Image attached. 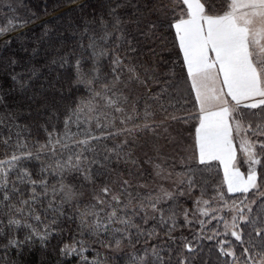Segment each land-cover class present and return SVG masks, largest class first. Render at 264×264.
I'll list each match as a JSON object with an SVG mask.
<instances>
[{
	"label": "snow or ice",
	"instance_id": "6c2138e0",
	"mask_svg": "<svg viewBox=\"0 0 264 264\" xmlns=\"http://www.w3.org/2000/svg\"><path fill=\"white\" fill-rule=\"evenodd\" d=\"M16 7L13 0H0V8ZM28 22L13 15L0 25V36ZM129 25H134V32ZM165 25L169 33L174 31L182 59L180 83L194 97L195 113L183 121L194 122L197 166L189 165L173 179L161 163L148 157L145 163L152 165L154 177L173 185L149 188L144 174L133 171L139 161L133 158L129 138L153 131L149 101L166 111L163 100L178 87L161 78L145 55V49L155 54L150 42ZM11 43L5 40L4 49ZM18 43L26 59L12 51L0 52V77L10 81L6 89L0 83V92L20 97L10 113L13 121L25 111L47 117L43 130L48 138L31 146L27 138L21 143L20 125L13 124L17 143L11 155L6 152L0 160V237L5 240L0 242V264H21L25 250L32 251L37 243L47 250L68 208H74L75 215L67 219L78 221L82 237L87 234L114 252L132 249L125 253V264H196L204 241L212 243L217 258H223L221 264H264V0H170L169 7L160 10L151 0H98L91 15L45 27L31 48L27 38ZM85 53L90 59L87 69ZM105 59L108 74L101 70ZM65 86L70 93L83 91L87 96L66 97ZM141 88L146 97L144 119L137 122L139 100L131 93ZM99 100L118 117L110 119ZM129 102L131 111H126L123 105ZM61 115L63 134L55 128ZM93 122L96 131L91 129ZM73 125L76 132L71 131ZM33 126L25 124L29 130ZM121 136L124 139L116 143ZM11 139L10 134L4 140L6 149ZM153 151L160 156L158 146L153 145ZM32 160L40 162L38 179L26 167ZM121 162L130 165L127 172L119 167ZM244 165L246 171L241 170ZM215 166L218 184L211 176ZM49 176L55 183L50 185ZM86 191L90 200L83 202ZM185 196L195 197L190 208L181 207ZM45 200L47 207L41 213L36 204ZM194 225L198 228L191 239L182 232L175 235ZM161 233L164 243L147 244ZM73 240L60 248V256L77 254L89 264L83 257L84 240ZM142 241L144 247L137 250Z\"/></svg>",
	"mask_w": 264,
	"mask_h": 264
},
{
	"label": "trees",
	"instance_id": "16d2710c",
	"mask_svg": "<svg viewBox=\"0 0 264 264\" xmlns=\"http://www.w3.org/2000/svg\"><path fill=\"white\" fill-rule=\"evenodd\" d=\"M17 5L16 9L9 11L4 8H0V25L6 24V18L12 17L13 15L27 19L29 22L23 27L18 28L16 31L10 32L7 36H0V52L12 51L15 52L17 56L25 58L26 55L19 50L18 41L27 38L29 47H32V42L39 39L44 31L45 27L52 28L59 26L63 23H66L70 19H78L82 14L91 15L93 8L98 6V0H76L75 3H69L68 0H13ZM153 4L156 5L157 10H160L162 7H169L170 0H151ZM219 2V0H217ZM80 5H83V10ZM9 17V18H10ZM20 32H17L21 30ZM130 31H135L134 25H129ZM11 40V48L4 49V41ZM151 46L155 49V54L147 52L145 49V55L147 56V62L151 65L152 69L164 79L176 82L178 87L170 90V99L165 97L163 100L164 106L167 109L166 111H161L159 105L152 104L151 111L154 113V118H150L149 123L154 126L153 131L143 132L140 131L138 136L129 138V142L133 145L132 151L134 153V159L139 161L137 168L133 169L135 172H142L144 174V179L149 180V188L154 183L156 179L153 175V167L149 163H145L148 157H152L154 162H159L164 166L166 174L171 172L174 178H177L176 174H183L187 171L189 165L196 167V163L187 161L191 150L194 149V134L195 129L192 126L194 122L190 121L185 123L183 118L189 117L195 113L194 108V97L188 95V92L185 90V85L180 83L181 75V64L182 59L178 58V45L175 43V34L174 31L169 33L167 26L165 25L164 29H161L156 33V39L153 42H150ZM37 65L41 64V60L36 61ZM90 66V59L88 53L84 54V67L87 69ZM101 70L102 73H110V66L108 60H101ZM47 73V69H44ZM53 76H56L57 73L53 72ZM0 83L3 84L4 88L10 87V81L7 77H0ZM97 88H100V85L97 84ZM122 88V86H121ZM155 89V86H154ZM125 94L127 90H124ZM59 95V93L57 94ZM64 96L72 95L78 97L80 95L87 96L86 92H69L68 88L65 86L63 91ZM132 96L136 97L139 100V111L136 114L138 116L137 122L143 121L144 119V108H145V99L144 90L138 89L137 91L131 93ZM20 97L17 94H8L6 92H0V160L6 158L7 155H11V148L15 147L17 143L16 132L17 128L13 127V124H19L20 128V142L24 143L25 138H27V143L29 146L39 141L44 143L48 134L43 130V122L47 117H37L35 112L31 116L28 115L27 111L21 113L19 118L13 121L10 118V113L19 106ZM101 109L104 112L110 114V119L113 115L118 117V114L114 113V109L104 107L105 101H98ZM126 111H131V102L123 105ZM172 116H176L177 119H171ZM64 116L61 115L59 121L55 122V128L60 133L63 134ZM38 122L40 127L37 128L35 123ZM25 124H33L34 126L29 130L25 127ZM115 124L119 127V118L115 119ZM131 126V125H129ZM52 125H49L51 130ZM11 129V133L10 130ZM91 129L96 131L95 123L91 125ZM72 132H76L77 128L75 125L71 128ZM11 134L10 147L5 148L4 140L8 138ZM55 139V135L53 136ZM124 139L123 136L119 137L116 143L119 140ZM114 141H109L111 145ZM153 145H156L160 149V156L157 157L156 153L153 151ZM33 152L35 148L31 149ZM66 158V153H65ZM26 167L32 173L33 178L38 179V173L40 168V162L36 160L30 161ZM119 167L127 172L130 165H125L123 162L120 163ZM218 166H215L211 169V176L215 179V183L218 184L220 179L217 178ZM205 176L208 175L207 171L203 173ZM222 177V173L220 174ZM50 185L55 183V180L49 176ZM135 184L136 181H133ZM211 184V181H209ZM214 186V185H213ZM140 191H146V189H140ZM212 194V186L208 189L209 197ZM196 195H199V191L196 192ZM50 197V193H49ZM27 198V191H26ZM90 200V195L88 192H85V195L82 197L83 202H88ZM191 207L192 204L189 201H186L183 198L181 207ZM47 207V201L45 200L43 204L37 202L36 208L39 212L43 213L44 209ZM75 215L74 208H68L65 216L61 219L60 222V231L55 234V238L50 241V246L47 250H42L38 243L32 249V251L25 250V254L20 258L21 264H83V259L80 255L73 254L72 256L61 257L59 252L60 248L64 244L72 245L75 238V242L79 243L81 239L84 240L85 245L87 246L86 251L83 253V257L89 261V264L93 260H99L101 262L107 261V264H125V253L131 252L132 249H122L120 252L110 251L106 248H101L98 244L94 243V238L87 236V234L81 236V233L78 230V221H68L67 216ZM49 216L51 214L49 213ZM49 220H45V223H49ZM183 224V221H179ZM32 223H36L32 221ZM40 230H43V224L37 225ZM198 228V225H194L191 228V231H195ZM159 232L160 230L157 229ZM181 232L191 239L192 234L189 236V233H185L184 228L178 229L175 235L179 236ZM21 235L23 233L21 232ZM166 240V237L161 233L159 239L153 237L151 240L147 241V244H162ZM0 242H5L3 237H0ZM53 247L55 251H53ZM144 247V242L137 245V250ZM175 247V245H173ZM15 254L13 253V256ZM223 258L218 259L217 253L209 241L203 242L202 253L199 258L196 260V264H221Z\"/></svg>",
	"mask_w": 264,
	"mask_h": 264
},
{
	"label": "rangeland",
	"instance_id": "374dc122",
	"mask_svg": "<svg viewBox=\"0 0 264 264\" xmlns=\"http://www.w3.org/2000/svg\"><path fill=\"white\" fill-rule=\"evenodd\" d=\"M9 17H10V16H9ZM9 17L6 18V23H7V20L9 19ZM20 31H22V29L19 30V31H17V32H20ZM194 145H195V134H194ZM193 155H194V149L191 150V153L189 154V156H188V158H187V161L196 163L195 160H194V158H193ZM239 158H240V162H241V164H243V156H242V154L240 155ZM241 170H242V171H246V165H244V166L241 168ZM173 179H176V178L173 177ZM157 184L162 185V186H164V187H166V188H171V187L173 186V185H172V181H170V180H159V179H154V183L150 186V188H154V187H156ZM197 196H198V195H197ZM184 199H185L186 201L191 202V204H192V201L195 199V197H187V196H185ZM182 208H183V207H182ZM180 219L183 221V217H182V216L180 217ZM184 231H185V233H186V232L189 233V236H190L191 234H193V232H194V231H191L189 228H184ZM190 233H191V234H190Z\"/></svg>",
	"mask_w": 264,
	"mask_h": 264
}]
</instances>
